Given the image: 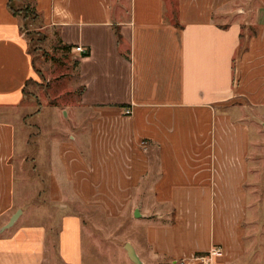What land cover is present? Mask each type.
Instances as JSON below:
<instances>
[{
	"label": "crops",
	"instance_id": "crops-1",
	"mask_svg": "<svg viewBox=\"0 0 264 264\" xmlns=\"http://www.w3.org/2000/svg\"><path fill=\"white\" fill-rule=\"evenodd\" d=\"M31 1L77 61V136L38 138L47 190L66 211L63 264H105L84 261L90 211L129 221L153 261L219 246L216 264H264V11L253 21L237 7L244 0ZM31 78L19 18L0 0V119L19 109ZM15 131L0 124L1 215L16 204ZM24 215L0 229V264L46 259V228ZM126 243L141 258L128 239L118 264H135Z\"/></svg>",
	"mask_w": 264,
	"mask_h": 264
},
{
	"label": "rangeland",
	"instance_id": "rangeland-1",
	"mask_svg": "<svg viewBox=\"0 0 264 264\" xmlns=\"http://www.w3.org/2000/svg\"><path fill=\"white\" fill-rule=\"evenodd\" d=\"M11 5L16 9L22 8L17 16L21 32L27 40L37 79L31 78L26 83L23 90L24 100L19 109H7L10 111V116L6 117L7 122L0 119V124L15 125L18 144L17 154L13 159L16 204L10 212L23 209L25 215L22 219L27 223H41L45 226L47 254L43 264H63L56 248V235L60 219L66 211L60 206L63 201L51 199L47 190L49 162L37 161L40 149L38 138L40 135L48 138L51 133L64 136L77 134L71 131L80 121L73 114L75 110L77 111L73 105L78 98L73 51L67 50L59 41L55 29L42 28L39 16L33 15L31 0H11ZM26 5L28 9H24ZM238 6L240 12L243 8L248 13L249 20L255 21V13L264 11V0H244L237 4ZM255 27L256 25L250 24L247 33L252 34ZM245 28L243 27V32L247 30ZM62 109L69 112V117L65 116ZM42 147L44 148L43 145ZM46 149L48 150V146ZM90 213L94 220L86 229L88 241L86 239L85 244L90 249L88 256L84 257L85 262L121 263L125 254L123 244L131 239L136 243L141 264H174L162 259L155 261L150 259L142 250L143 244L138 238L137 228L132 227L129 221L122 220L121 225H118L116 220H104L99 218L97 212ZM9 214L0 213V229L8 221ZM11 228L12 226L2 232L7 234ZM187 262L181 261L176 264Z\"/></svg>",
	"mask_w": 264,
	"mask_h": 264
},
{
	"label": "built area",
	"instance_id": "built-area-1",
	"mask_svg": "<svg viewBox=\"0 0 264 264\" xmlns=\"http://www.w3.org/2000/svg\"><path fill=\"white\" fill-rule=\"evenodd\" d=\"M75 51L80 53H85L86 49L83 46H75ZM126 113L129 112V109L125 111ZM221 252V248L219 246H213L209 251L201 254H197L192 259L187 262V264H216L213 261V258L217 255H219Z\"/></svg>",
	"mask_w": 264,
	"mask_h": 264
},
{
	"label": "water",
	"instance_id": "water-1",
	"mask_svg": "<svg viewBox=\"0 0 264 264\" xmlns=\"http://www.w3.org/2000/svg\"><path fill=\"white\" fill-rule=\"evenodd\" d=\"M20 213H21L20 209L16 210L15 213L12 214V216L10 217L9 221L1 228V230L5 229L7 227H10L14 223V221L17 219V217L19 216ZM125 249H126L127 254H128V256L132 262H134L135 264H141V261H140L138 255L136 254L135 250L133 249V247L129 243H126Z\"/></svg>",
	"mask_w": 264,
	"mask_h": 264
},
{
	"label": "trees",
	"instance_id": "trees-1",
	"mask_svg": "<svg viewBox=\"0 0 264 264\" xmlns=\"http://www.w3.org/2000/svg\"><path fill=\"white\" fill-rule=\"evenodd\" d=\"M7 5H8V7H9V9L11 10V12L14 14V15H18V12H19V10H21L22 8H14L12 5H11V0H7ZM24 9H28V7H27V5L25 6V8ZM27 11V10H26ZM32 12H33V15H35L36 17L38 16V13H37V11L35 10V8L33 7V9H32ZM64 45V47L67 49V50H71V48L73 47V45L72 44H63ZM87 54V52H85V53H82L81 55H86ZM77 63V61H73V65H75Z\"/></svg>",
	"mask_w": 264,
	"mask_h": 264
}]
</instances>
